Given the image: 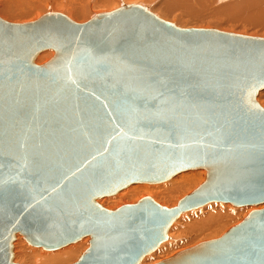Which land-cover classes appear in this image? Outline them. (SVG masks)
<instances>
[{"label": "water", "instance_id": "obj_1", "mask_svg": "<svg viewBox=\"0 0 264 264\" xmlns=\"http://www.w3.org/2000/svg\"><path fill=\"white\" fill-rule=\"evenodd\" d=\"M53 56L37 65V56ZM264 38L181 28L140 4L84 23L50 12L0 19V264L13 243L71 264H139L187 211L264 204ZM203 169L175 207L98 199ZM156 264H264V207Z\"/></svg>", "mask_w": 264, "mask_h": 264}, {"label": "bare ground", "instance_id": "obj_2", "mask_svg": "<svg viewBox=\"0 0 264 264\" xmlns=\"http://www.w3.org/2000/svg\"><path fill=\"white\" fill-rule=\"evenodd\" d=\"M111 1H109V4ZM114 1L116 4H112V6H118V4L120 5L123 3L121 0ZM143 1L144 3L147 2L149 4L147 8H149L151 12H155L153 9L156 8L157 11H159L158 14H160V18L164 20L167 18H174L173 21L182 23L183 20L185 22V17H187L188 20L195 19L194 23L200 25L202 23L205 24V21H208L205 25L203 24L204 26L202 25L203 27L214 26L219 31H223L225 30L224 26L228 25L230 27L229 31H233L234 33L241 32L240 34L250 35L260 34L264 37V0H131L130 2L131 4H140L139 2L142 3ZM101 2L107 3L106 0H0V18L15 24L29 23L30 21L32 22L33 19L39 17L40 13L43 12L45 8V10L56 11L67 16L74 22L81 23L88 18L90 19V16H92L90 15V12H93L95 7L99 9H94V14L98 10H105V8L100 6L102 4ZM215 2L218 3V7L215 6ZM210 3L216 8L213 9ZM112 6L110 7V10L115 8ZM207 8H209V10L204 11ZM178 9H180V11H178ZM176 10L180 13L174 15ZM205 12H207L208 16ZM97 13H99V11ZM204 17H211V19H206ZM197 20H200V22ZM53 54L52 50L43 51L37 56L35 63L37 65L43 64L47 62ZM257 96V101L264 108V97H261L260 94H257ZM205 172L206 171L203 169L188 170L174 175L170 178L172 180L166 183L160 182L130 185L115 195L104 197L97 201L104 208L114 210L123 205L134 204L147 196L162 205L167 194H175V196H170V200H168L171 201L172 207H175L180 199L190 194L205 181ZM161 191H163L162 196L157 197V194ZM207 206L206 212H199L196 214H191L190 212L182 213L171 225L168 231L169 241L164 244L161 243V246L159 245L160 247L157 248L155 252L153 251L154 253L152 252V254L150 253L149 255H146L139 264H153L155 261L167 257L177 249L182 237H191V235H188L190 234V231L217 225L212 231H210L213 233L224 223H236L237 225V223H240L251 211L262 209L264 204L233 208L235 206L231 207L232 205L228 203L212 202L208 203ZM196 211L197 210L193 212ZM228 226L229 225L225 226L223 230L219 229V232L217 230L218 233L209 234L207 237H220V234L225 231ZM19 239H21V237L20 235H17L13 243V254L15 253V246L18 245ZM88 241L89 240L86 237L76 243L63 247V249H58V251L54 250L55 252H47L50 250H42L40 247H33L31 245L26 247L24 245L25 249L23 250H25V252L21 254L28 264H64L66 262L63 258H65L66 255L72 257L71 261L77 260L87 249ZM13 261L15 262L14 259Z\"/></svg>", "mask_w": 264, "mask_h": 264}, {"label": "rangeland", "instance_id": "obj_3", "mask_svg": "<svg viewBox=\"0 0 264 264\" xmlns=\"http://www.w3.org/2000/svg\"><path fill=\"white\" fill-rule=\"evenodd\" d=\"M109 1H111V0H106V2L107 3H104V2H101V3H99V4H101L100 6L101 7H103V8H105V12H108V11H111L110 10V7L112 6V4H116L115 3V1L114 0H112L111 2H110V4H109ZM131 0H121V2H123V3H121L120 5L118 4V6H115V5H113L115 8L114 9H116V7H120V6H122V5H126V4H131V2H130ZM141 1V0H140ZM211 1H213V0H211ZM140 3V5H143V6H146V7H148L149 6V4L147 3V2H145L144 3V1L141 3V2H139ZM227 3V2H226ZM108 4V5H107ZM215 4V6L216 7H218V3L217 2H215L214 3ZM224 4H225V2H224ZM210 5H211V7L213 8V9H215L214 8V6H213V4L212 3H210ZM112 6V7H113ZM50 7V6H49ZM96 8L97 7H95L94 9L96 10ZM94 9H93V12L91 11L90 12V15H96V14H99V13H103L104 11H103V9H101V10H98L99 11V13H95L94 14ZM97 9H99V8H97ZM156 9V8H155ZM155 9H153L155 12H153L152 11V13L153 14H155V15H159L158 17H161L160 16V14H158L159 13V11H157V9L155 10ZM113 10V9H112ZM148 10H149V8H148ZM208 11L209 10V8H207V9H205L204 11ZM150 11V10H149ZM157 11V12H156ZM178 11H180V9H178ZM177 10L175 11V14L174 15H176V14H179L180 12H178ZM50 12H55V13H58V12H56V11H50V10H45V8H44V11L43 12H41L40 13V15H39V17H41L43 14H46V13H50ZM151 12V11H150ZM93 13V14H92ZM157 13V14H156ZM206 13V15H207V12H205ZM34 15V14H33ZM206 15H204V16H206ZM89 16V15H88ZM92 16H90V18L92 17ZM208 16V15H207ZM31 17H33V16H31ZM39 17H37L36 19H33L34 21L35 20H37ZM187 17H185V22H184V20H183V22H184V25H183V22L181 23H178V22H176V21H173V19H166V21H168V22H171V23H173L174 25H176L177 27H181V28H208V29H215L216 27H214V26H205V27H203L206 23H208V21H205V24L204 23H202L201 25L200 24H195L194 23V20L195 19H189L188 20V18L186 19ZM204 18H206V17H204ZM213 18V17H212ZM1 19V18H0ZM89 19V18H88ZM87 19V20H88ZM206 19H211V17L209 18H206ZM32 20V21H33ZM87 20H85L84 22H86ZM164 20V19H163ZM170 20H172V21H170ZM5 21V20H4ZM73 21V20H72ZM188 21V22H187ZM198 22H200V20H197ZM7 22V21H6ZM31 22V21H30ZM84 22H81V23H84ZM196 22V21H195ZM9 23H11V22H9ZM27 23V22H26ZM77 23V22H76ZM78 23H80V22H78ZM176 23V24H175ZM13 24H15V23H13ZM195 24V25H194ZM204 24V25H203ZM182 25V26H181ZM203 25V26H202ZM201 26V27H200ZM239 26H240V23H239ZM229 26L227 25V26H224V29L225 30H223V32H229V33H233V34H238V35H244V36H250V37H259V38H264L262 35H260V34H240V33H234L233 31H229ZM217 29V28H216ZM218 30V29H217ZM41 65V64H40ZM260 94V96L261 97H264V89L263 90H261L259 93H258V95ZM258 97V96H257ZM256 100H257V98H256ZM258 102V101H257ZM259 103V102H258ZM260 105V104H259ZM261 106V105H260ZM206 173V172H205ZM175 178V177H174ZM170 180H172V179H169V180H167V181H164V182H161V183H166V182H169ZM166 192V191H165ZM162 193H163V191H161V192H159L158 194H157V197L158 196H162ZM170 196H175V194L174 195H166V197H165V200H164V203H162V206H165V207H168V208H172V205H171V201H168V200H170ZM208 205V204H207ZM207 205H205V206H203V207H200V208H198V209H195V210H197L196 212H193V211H195V210H191V211H188V212H186V213H191V214H196V213H199V212H206V208L208 207ZM231 207H233V206H231ZM233 208H236V207H233ZM238 224V223H237ZM227 225H229L228 226V228L225 230V231H223L221 234H223V233H225L228 229H230L231 227H233V226H235L236 225V223H224V224H222L220 227H219V229L220 230H223V228L225 227V226H227ZM217 225H213V226H209V227H205V228H203V229H200V230H197V229H195V230H193V231H190L189 233L190 234H188V235H191V237L189 236V238H181V240L179 241V245L177 246V249H175L170 255H168L167 257H165V258H163V259H160L159 261H155V263H153V264H156V263H158V262H160V261H162V260H164V259H167V258H169V257H171V256H173L174 254H176V253H178V252H180V251H183V250H185V249H187V248H189V247H192V246H194V245H196V244H198V243H200V242H203V241H208V240H210L211 238L212 239H216L217 237H207L209 234H215V233H218L220 230L219 229H217L218 230V232H217V230L215 231V232H213V233H211L210 231H212L215 227H216ZM221 234H220V236H221ZM21 237V236H20ZM205 237V238H204ZM211 239V240H212ZM187 240V241H186ZM21 241V242H20ZM23 241V242H22ZM167 241H169V238H167V240L165 241V242H163L162 244H164V243H166ZM20 244V245H19ZM27 247V246H29V244H27V242L21 237V239H19V242H18V245H16L15 246V253H14V260H15V263H19V264H28L27 263V261H26V259L22 256V254H23V252H25V250H23V249H25V246ZM18 246V247H17ZM161 246V245H160ZM159 246V247H160ZM31 247V246H30ZM158 247V248H159ZM33 248V247H32ZM61 249H63V248H61ZM22 250V251H21ZM43 250V249H42ZM157 250V249H156ZM155 250V251H156ZM56 251H58V250H56ZM154 251V252H155ZM47 252H55V251H47ZM153 252V253H154ZM22 253V254H21ZM21 254V255H20ZM152 254V253H151ZM23 258V259H22ZM64 260H65V262L66 263H64V264H71V263H73V262H75L76 260H73V261H71L72 260V257L71 256H68V255H66V257L65 258H63ZM70 261V262H69Z\"/></svg>", "mask_w": 264, "mask_h": 264}]
</instances>
